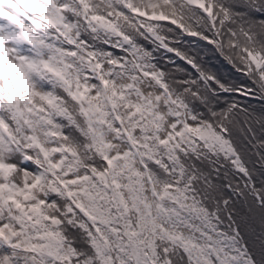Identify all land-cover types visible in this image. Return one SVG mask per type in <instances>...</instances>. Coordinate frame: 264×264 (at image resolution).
<instances>
[{
  "label": "snow or ice",
  "instance_id": "1",
  "mask_svg": "<svg viewBox=\"0 0 264 264\" xmlns=\"http://www.w3.org/2000/svg\"><path fill=\"white\" fill-rule=\"evenodd\" d=\"M0 264H264V0H0Z\"/></svg>",
  "mask_w": 264,
  "mask_h": 264
}]
</instances>
